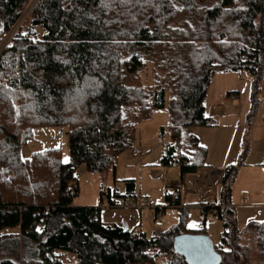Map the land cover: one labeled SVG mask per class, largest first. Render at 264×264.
<instances>
[{"label": "trees", "instance_id": "1", "mask_svg": "<svg viewBox=\"0 0 264 264\" xmlns=\"http://www.w3.org/2000/svg\"><path fill=\"white\" fill-rule=\"evenodd\" d=\"M7 37L0 48V264H63L58 253L76 264H159V255L166 264H187L173 239L206 234L207 213L222 222L218 264H264V222L238 228L229 205L238 165L222 172L225 205L203 207L198 230L187 228V210L178 208L169 229L131 237L102 225L100 207L73 205L77 169L113 170L133 145L136 121L153 110L167 111L160 138L174 134L161 164H177L181 176L205 169L206 149L185 132L213 124L205 104L216 72L249 73L256 111L264 0H0V47ZM147 57L157 63L152 83H127L139 79ZM47 126L68 127V160L59 148L22 158L35 128ZM125 184L132 193L134 181Z\"/></svg>", "mask_w": 264, "mask_h": 264}, {"label": "rangeland", "instance_id": "2", "mask_svg": "<svg viewBox=\"0 0 264 264\" xmlns=\"http://www.w3.org/2000/svg\"><path fill=\"white\" fill-rule=\"evenodd\" d=\"M184 20L185 17H180ZM177 21V20H176ZM174 22L179 23V22ZM179 21V20H178ZM181 22V21H180ZM40 31V30H39ZM9 41L7 37L0 48L4 47ZM147 65L141 72L138 78H129L127 83H137L141 80L145 85L151 84L154 80L156 72V60L153 57L145 58ZM245 72V73H244ZM220 73V72H219ZM245 74L250 76L246 71L235 73V85L240 84V89H244V80H239L238 76ZM217 78V77H216ZM216 80L210 83L209 92L214 93ZM208 91V90H207ZM170 95L167 92V101ZM258 99L262 104L261 92ZM154 111V113H153ZM148 117L136 121V136L131 149L120 153L115 161V175L113 170L107 172H89L84 165H81L76 171L77 191L78 195L73 199L75 206H95L100 207V221L103 225H124L131 231L140 228L148 236L157 235L178 222V211L167 205L164 189L168 188L171 191L173 185L179 182V167L177 164L162 165V146L164 143L173 142L174 134L167 131L164 138H160V127L166 126L167 111L153 110ZM262 117V115H261ZM163 126V127H164ZM190 129L186 130L185 134ZM171 141V142H170ZM59 148L61 157L64 161L68 160V127L67 126H52V127H37L34 130L33 138L21 147L20 155L22 158H29L32 153L47 149ZM245 149V148H244ZM244 151V150H243ZM156 171L163 173L162 177L156 174ZM133 178L136 191L141 195L150 198L152 208H127V207H110L109 200L105 193L110 191L114 194V187L119 191L124 189V179ZM235 181V180H234ZM240 197H245L247 202L245 206L235 208L237 226L241 228L249 221H263L264 207L252 206L256 200H261V196L251 197L249 195L251 180L242 175L240 177ZM137 193V194H138ZM242 199V198H241ZM243 202V201H242ZM161 205L163 210L161 214L156 216L153 206ZM200 212L197 209H191L187 216V228L199 227ZM191 225V226H190ZM206 234L211 238L214 245L220 242V233L222 231V222L216 220L212 215H209L206 222ZM254 252V250H252ZM250 252L252 260L255 259V252ZM63 264H76L75 257L68 253H58ZM159 264H166V258L163 255L156 257ZM137 264V263H136ZM141 264V263H140ZM144 264V263H142Z\"/></svg>", "mask_w": 264, "mask_h": 264}, {"label": "crops", "instance_id": "3", "mask_svg": "<svg viewBox=\"0 0 264 264\" xmlns=\"http://www.w3.org/2000/svg\"><path fill=\"white\" fill-rule=\"evenodd\" d=\"M241 72L238 71L237 73ZM235 73L216 72L213 75L211 83L217 79L216 87L218 90L212 93L208 89L205 104L206 116L212 118L213 124L206 127H193L189 130V132L197 136L199 144L206 149L205 169L197 173H187L184 176H181L180 173L179 182L173 185L180 186L182 190L176 200H172L169 197L168 188L164 189V196L167 194L172 202L177 203V206L169 205L170 207L176 208L177 211L178 208L186 209L187 216L190 214L191 209H197L200 212L199 227H195L196 229L188 228L189 230L201 228L203 207L225 205L221 202V186L218 182L224 169L230 165H238L239 167L234 178L235 181L233 180L231 184L229 205L234 209L245 206L244 203L247 202V199L240 197V184L238 182L240 177L245 175L251 180V187L253 188L250 190L249 195L258 198L261 196L262 198L261 200H256L252 206L264 207V84L261 91L262 104L259 103L256 111L251 114L250 91L252 78L243 73L238 76V79L244 80L245 83L244 89L241 91L240 84L237 83L239 86L235 85V76H233ZM167 143L169 142L164 143L162 146V154L163 148ZM156 174L159 177L163 175L161 171H156ZM112 175H115V168ZM129 179L134 181L133 178L124 179L123 191H119L114 187L113 195L120 198L130 194L127 193L125 184V181ZM132 193H138L135 182ZM138 194L141 195L140 193ZM141 196L147 198L150 202L148 196ZM200 202H202L201 205H199ZM160 206L156 205L153 208H163ZM161 211L157 213L155 210L156 216L161 214ZM209 215L218 220L214 214L207 213L206 222ZM259 222H264V220ZM124 225L113 226L123 227ZM133 230L139 233L142 232L140 228Z\"/></svg>", "mask_w": 264, "mask_h": 264}, {"label": "water", "instance_id": "4", "mask_svg": "<svg viewBox=\"0 0 264 264\" xmlns=\"http://www.w3.org/2000/svg\"><path fill=\"white\" fill-rule=\"evenodd\" d=\"M128 231L126 225L123 226ZM113 246V242L110 241ZM172 247L175 253L184 257L187 264H218L220 254L211 238L205 233H182L174 237Z\"/></svg>", "mask_w": 264, "mask_h": 264}, {"label": "built area", "instance_id": "5", "mask_svg": "<svg viewBox=\"0 0 264 264\" xmlns=\"http://www.w3.org/2000/svg\"><path fill=\"white\" fill-rule=\"evenodd\" d=\"M182 190L180 186H173L171 191L168 192L169 197L173 200H176V198L181 194ZM202 202L199 203L201 205ZM109 206L110 207H127V208H150V202L147 198L139 195V194H126L120 198L118 196L112 195L109 200ZM217 218V216H215ZM139 235V232L137 231H130L131 237H137Z\"/></svg>", "mask_w": 264, "mask_h": 264}, {"label": "snow or ice", "instance_id": "6", "mask_svg": "<svg viewBox=\"0 0 264 264\" xmlns=\"http://www.w3.org/2000/svg\"><path fill=\"white\" fill-rule=\"evenodd\" d=\"M191 226V225H190Z\"/></svg>", "mask_w": 264, "mask_h": 264}]
</instances>
